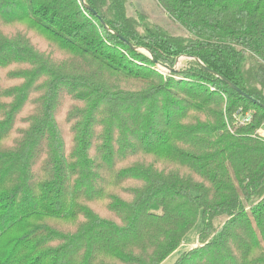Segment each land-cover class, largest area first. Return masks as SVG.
<instances>
[{
    "label": "trees",
    "instance_id": "1",
    "mask_svg": "<svg viewBox=\"0 0 264 264\" xmlns=\"http://www.w3.org/2000/svg\"><path fill=\"white\" fill-rule=\"evenodd\" d=\"M157 1L0 0V264H264V0Z\"/></svg>",
    "mask_w": 264,
    "mask_h": 264
},
{
    "label": "rangeland",
    "instance_id": "2",
    "mask_svg": "<svg viewBox=\"0 0 264 264\" xmlns=\"http://www.w3.org/2000/svg\"><path fill=\"white\" fill-rule=\"evenodd\" d=\"M129 1V10L130 12H135L137 10L143 11L145 13H148L152 19L160 23L161 25L165 26L169 31L175 34H179L184 32V29L179 25V23L175 22L165 11L164 6H162L157 0H128ZM0 30L4 32L7 35H15L17 33H22L30 38L32 45L35 48H38L40 52L45 53V55L50 54L54 59H62L58 58L56 54H53L52 51L49 49V43L42 39L40 36H38L35 32L31 31L27 28L25 24H17L16 26L7 27V25H2L0 27ZM185 57H181L180 60H184ZM177 66V65H176ZM160 67V65H159ZM157 65V68H159ZM162 70L163 73L168 74L169 70H163L162 68H159ZM4 85H16L20 84L22 81L13 80L9 81L7 78L4 80ZM45 78L40 80L37 84H39V87L42 86L44 83ZM40 91V90H39ZM31 111V110H30ZM29 111V112H30ZM27 112V113H29ZM264 130V128H263ZM260 134H263L264 132L260 130ZM199 226V224L188 234L185 243L181 247V249L175 253L173 256H171L168 261L165 262V264H172L176 258L178 253H180L181 250H187L192 247H196L197 245V233L199 229H196ZM196 229V230H195Z\"/></svg>",
    "mask_w": 264,
    "mask_h": 264
},
{
    "label": "built area",
    "instance_id": "3",
    "mask_svg": "<svg viewBox=\"0 0 264 264\" xmlns=\"http://www.w3.org/2000/svg\"><path fill=\"white\" fill-rule=\"evenodd\" d=\"M251 121H252V115H251V113L248 112L245 114V117L243 119V123L249 124ZM259 133H260V130H259ZM261 135H263V134H261Z\"/></svg>",
    "mask_w": 264,
    "mask_h": 264
},
{
    "label": "water",
    "instance_id": "4",
    "mask_svg": "<svg viewBox=\"0 0 264 264\" xmlns=\"http://www.w3.org/2000/svg\"><path fill=\"white\" fill-rule=\"evenodd\" d=\"M156 62H157V61H156ZM157 64L160 65V66L165 67L166 69L169 70V72L176 71V68H171L170 66H168V65H166V64H162V63H159V62H157ZM232 86H233L234 88H237L235 85H232Z\"/></svg>",
    "mask_w": 264,
    "mask_h": 264
},
{
    "label": "crops",
    "instance_id": "5",
    "mask_svg": "<svg viewBox=\"0 0 264 264\" xmlns=\"http://www.w3.org/2000/svg\"><path fill=\"white\" fill-rule=\"evenodd\" d=\"M261 131H263V132H264V130H263V129H261Z\"/></svg>",
    "mask_w": 264,
    "mask_h": 264
}]
</instances>
